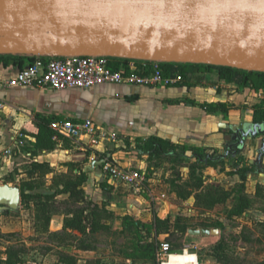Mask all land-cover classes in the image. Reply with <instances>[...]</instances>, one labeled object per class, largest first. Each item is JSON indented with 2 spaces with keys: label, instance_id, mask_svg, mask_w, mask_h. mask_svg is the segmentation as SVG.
Segmentation results:
<instances>
[{
  "label": "crops",
  "instance_id": "obj_1",
  "mask_svg": "<svg viewBox=\"0 0 264 264\" xmlns=\"http://www.w3.org/2000/svg\"><path fill=\"white\" fill-rule=\"evenodd\" d=\"M35 57L36 60L56 58L53 55H36ZM27 65L25 64V67ZM18 71V68L13 66L6 68L0 66V102L4 105L0 109V166L2 172L7 171L9 166L20 162L24 158L29 162L26 172L28 175L27 180L43 178L46 185L49 186L53 177L75 176L83 172L87 176V181L82 185L86 199L81 204L72 205L70 203L74 209L64 211L54 209L49 221L31 211H25L32 214L30 219L18 222L16 228L17 231L23 233L25 232V226L28 225L31 236L57 234L58 237L56 238L63 244L66 239L70 240L71 238L73 240V238L84 237L76 230L66 231L63 229L66 218L71 217L77 209H86L87 207H84L85 203L89 204L95 198L108 199L109 193L105 191L107 184L112 187L126 186L122 183L112 182L102 173L100 165L104 160L122 168L142 170L145 161L151 157L141 151L139 147L143 145V140L150 136L173 143L177 147L176 152H178V147L186 148L192 155L193 151L198 152L206 148L220 147L224 143L223 136L226 133L225 130H220L219 124L242 123L238 121L236 115L241 116L242 110L236 111L231 108L227 114L223 115L220 112H206L199 104L223 103L230 107L236 101L241 100L244 101V105L247 104L242 95L237 93L238 89L231 84L219 82L214 71L194 72L190 77L191 79L186 78L178 85L171 87L145 88L140 86L128 87L126 85H101L88 90L68 89L63 91L37 87H5L4 83L14 78ZM229 88H232V90ZM249 91V89H245L244 93L246 95L247 93L252 94ZM37 117L73 121L90 119L96 126L114 133L117 139L115 141L104 139L96 145L88 146L86 142L74 144L66 139L53 140L52 138L55 142L53 151H41L36 156H31L26 148L31 147L34 142V135L37 133ZM223 117H227L228 120H224ZM243 117L244 122L251 123L252 110H248ZM20 134L25 137L24 145L21 147L16 146L14 142V139ZM5 151H10V154H6ZM172 155L175 157V154L172 153ZM182 156L188 157L187 154ZM205 156L210 157L209 155ZM193 157L196 158L194 155ZM220 158L222 157L220 156ZM32 163L48 165L49 172L42 174L40 170H32L30 166ZM18 172L21 173V170H18ZM140 190H134L136 197L140 195ZM59 197H64L67 200V196ZM180 201L187 204L185 200ZM189 204L191 207L190 212L208 210L196 207L193 196ZM91 207H94V205ZM106 210H108L107 207ZM110 210L107 212L111 213L113 217L102 222L109 226V232L124 233L123 217L121 218L117 213H114L113 209ZM246 216L245 213L240 218L232 219L247 223ZM158 217L160 219L169 217L171 227H174L177 223L176 218L168 215ZM133 221L138 222V219ZM113 223L116 225L114 228L111 227ZM180 223L186 226L188 224L186 222ZM7 228L6 226L1 227L2 230ZM204 229L209 230L204 227L187 226V231ZM211 230L217 229L211 228ZM187 231L184 235V242L187 244L180 253L181 255L189 254L194 257L187 264H224L223 260L219 259L223 254H220L218 259L214 261L212 256L205 255L207 252L212 254L210 250L200 251L203 247L214 246L221 239L222 233L220 230H217L219 237H216L218 235L191 237L187 234ZM109 232L101 231L98 233L109 234ZM153 232L156 239H166V234H160L157 237L154 228ZM66 246L72 247L73 245L67 243ZM74 249L77 250V253L68 257H73L76 264L77 262L86 264L88 261L97 262L96 264H166L170 261L172 254H177L171 251L169 258L159 261L155 252L154 260L149 261L135 258L138 255L137 253L125 254L124 257L117 255L100 258L97 255L98 251L93 250V248L85 251L78 244L76 247L74 246ZM79 255L83 256L82 261H77ZM227 256L237 260L239 264H253L250 261L252 257L246 256L245 253L239 255V257ZM259 262H264V258L260 259ZM58 264L62 263L58 260Z\"/></svg>",
  "mask_w": 264,
  "mask_h": 264
},
{
  "label": "water",
  "instance_id": "obj_2",
  "mask_svg": "<svg viewBox=\"0 0 264 264\" xmlns=\"http://www.w3.org/2000/svg\"><path fill=\"white\" fill-rule=\"evenodd\" d=\"M106 56L264 73V0H0V55ZM244 124H248L243 130ZM221 156L264 136V123L226 124ZM264 158V139L255 164ZM100 164V163H99ZM0 186V212L20 207ZM191 237L217 230H188Z\"/></svg>",
  "mask_w": 264,
  "mask_h": 264
},
{
  "label": "rangeland",
  "instance_id": "obj_3",
  "mask_svg": "<svg viewBox=\"0 0 264 264\" xmlns=\"http://www.w3.org/2000/svg\"><path fill=\"white\" fill-rule=\"evenodd\" d=\"M195 72L197 71L195 70ZM127 86L134 87V85ZM232 86L230 85V87ZM229 89L232 90V88ZM244 90L238 89L237 93L242 95L247 104L244 105V101L241 100L230 106L232 110H242L241 116L236 114L239 122H244L243 116L248 110L253 111L256 105L264 101V89L258 91L249 89V93L252 92V94L247 93V95ZM223 119L228 120L227 117H223ZM250 122L252 123V120ZM224 132L227 133V131ZM263 139V136L248 139L236 155L228 154L227 157L215 160L214 163L205 162V155H209L214 159L222 156L225 152L224 143L217 148L199 150L197 153L203 158L204 161L202 162L197 161L186 148L178 147V152H176L178 156L174 157L169 152L159 157H151L145 161V166L140 170L144 177V183L138 197L130 187L123 185L112 187L107 184L105 191L109 193L108 199L98 197L91 200L89 204L85 203L84 207L88 209H92L91 206L94 205L98 210L106 212L113 209L114 213H117L121 218H128V221L138 219L143 228L137 233L129 231V226L128 228L125 226V232L121 234L112 231L109 234L98 233L73 238V240L71 238L70 240L66 239L64 244L58 238L50 236V234L31 236L28 225L25 226V232L17 231L18 222L28 221L32 215L22 210L20 203L19 209L15 211L5 210L0 212L1 251H4L8 246L22 249L24 251V264H58L60 256L75 255L77 250L74 249V246L76 247L80 243L98 251L97 255L100 258L117 255L124 257L125 254L137 253L139 247L147 243L155 245V252L162 243H168L170 247L174 248L173 252L180 254L187 244L184 242V235H180L172 241L154 237L151 224L152 218L155 215L161 217L168 215L176 218V221L188 223V227L220 230L222 233L221 239L214 246L203 247L200 250L202 252L210 250L212 254L207 252L205 255L212 256L214 261L218 259L220 254L239 257V255L245 253L246 256L252 257L250 261L253 264L259 262L260 259L264 258V234L257 225L259 222L264 221V158L261 164L255 163L257 150ZM183 154H187L188 157L182 156ZM28 167L29 162L24 158L20 162L9 166L5 172H2L0 166V186L9 185L19 189L22 181L28 179L26 173ZM239 169L249 170L244 189L245 193L252 199L253 204L246 211L247 223L227 217V213L233 209L236 203L237 192L241 185L237 172ZM18 170H21V173ZM192 178L201 182L202 187L200 190L213 191L219 188L230 193V199L225 205L218 206L211 211L190 212L189 203L192 201V196L185 200L187 204H183L180 201L181 195L179 192L181 194L192 192L193 194L194 188H191ZM257 192H259L258 195ZM52 206L57 211L74 209L64 197H58ZM106 207L108 210H106ZM4 226L8 228L2 230L1 227ZM111 227L114 228L116 225L113 223ZM216 237H219V235ZM67 243H71L73 246L65 247ZM2 257L4 256L2 255ZM77 258V261H82L83 256L79 255ZM77 264L81 263L77 262Z\"/></svg>",
  "mask_w": 264,
  "mask_h": 264
},
{
  "label": "trees",
  "instance_id": "obj_4",
  "mask_svg": "<svg viewBox=\"0 0 264 264\" xmlns=\"http://www.w3.org/2000/svg\"><path fill=\"white\" fill-rule=\"evenodd\" d=\"M36 60L34 55L25 54H6L0 55V66L6 68L13 66L22 70L25 68V64H32ZM113 68L117 69L120 64H126L129 60L127 59H113ZM27 65V66H28ZM166 73L179 74L183 80L191 77V75L196 71H214L217 74V79L219 82L224 84L235 85L238 89H251V90H261L264 89V73L250 72L238 70L230 67L223 66H210V65H196V64H176L168 63L164 65ZM206 112H220L225 115L231 109L223 103H212V104H199ZM37 133L34 135V142L31 147H27L26 150L30 152L31 156H36L38 152L46 151L51 152L55 148V142L52 140L53 131L50 129V124L56 119L50 117H37ZM252 123H264V101L259 105H256L252 111ZM140 141V139H138ZM143 145L139 148L141 151L147 153L150 157H159L165 155L169 152L175 154L176 146L169 142L162 140L155 136L147 137L143 140ZM193 155L197 158V161H204L200 154L193 151ZM215 159L216 161L219 160ZM212 157L205 156V162L214 163ZM32 170H40L42 174L48 173L49 168L46 164L32 163ZM238 177L241 181V185L237 192L236 203L231 211L227 213V217L240 218L245 215L246 211L252 206V199L245 193L244 183L246 176L249 173L248 169H239ZM87 181V176L85 173L81 172L79 175L75 176H58L53 177L51 184L46 185L43 178L38 180H26L22 181L20 184V197L22 210L31 211L38 216H42L45 220L49 221L51 215L54 213L53 203L59 196H67V200L72 205L81 204L85 201V195L82 189V185ZM188 184V183H187ZM201 182L198 179L192 178L191 188H194V192L182 193L181 200H187L189 197L193 196L194 203L196 207L211 210L216 206L225 205L230 199V193L227 191L216 188L213 191H202ZM45 190V191H42ZM259 192L256 194L258 195ZM113 215L106 211L98 210L97 207H92V209H77L71 217H68L64 221V230H76L81 236H86L88 234H96L98 232H109V226L104 224L102 221L111 219ZM180 220V219H178ZM174 227L170 226L169 217L165 219H160L157 215L154 216L152 227L155 229L156 236L160 234H166L165 240H176L180 235H185L187 231V226L181 224L179 221ZM258 227L262 230L264 234V221L259 222ZM123 226H129V231L139 232L142 229V225L136 221H128V218H123ZM126 228V227H125ZM124 228V231H125ZM50 236L58 237L57 234H50ZM82 250H90L88 245L82 243L79 244ZM155 245L152 243H147L139 247L137 256L142 260H154ZM174 248L171 247V251ZM2 255L4 257H2ZM24 251L18 249L14 246H8L4 251L0 248V264H24L23 259ZM220 260H223L224 264H239L237 260L231 259L227 255H222ZM60 263L76 264V260L73 257L61 256L59 259ZM97 263V262H96ZM94 261H88L86 264H96ZM255 264H264V262H259Z\"/></svg>",
  "mask_w": 264,
  "mask_h": 264
},
{
  "label": "built area",
  "instance_id": "obj_5",
  "mask_svg": "<svg viewBox=\"0 0 264 264\" xmlns=\"http://www.w3.org/2000/svg\"><path fill=\"white\" fill-rule=\"evenodd\" d=\"M114 58L106 56H60L48 60H36L7 80L5 87H37L53 91L68 89L88 90L101 85H134L145 88L171 87L182 82L179 74L166 73L168 63L145 60H129L125 65L113 68ZM0 102V109L3 108ZM53 140L59 138L74 144L86 142L96 145L101 140L115 141L117 136L96 126L90 119L82 121L56 120L50 124ZM25 137L20 134L14 139L16 146L24 145ZM10 154V151H5ZM93 161V160H92ZM102 173L114 183H122L133 190H140L144 177L138 170L122 168L103 161ZM184 252V251H183ZM171 247L162 243L156 251L159 261L170 257ZM163 264V263H162Z\"/></svg>",
  "mask_w": 264,
  "mask_h": 264
},
{
  "label": "bare ground",
  "instance_id": "obj_6",
  "mask_svg": "<svg viewBox=\"0 0 264 264\" xmlns=\"http://www.w3.org/2000/svg\"><path fill=\"white\" fill-rule=\"evenodd\" d=\"M191 259H194V257H191L189 254H172L170 261L166 264H187Z\"/></svg>",
  "mask_w": 264,
  "mask_h": 264
},
{
  "label": "flooded vegetation",
  "instance_id": "obj_7",
  "mask_svg": "<svg viewBox=\"0 0 264 264\" xmlns=\"http://www.w3.org/2000/svg\"><path fill=\"white\" fill-rule=\"evenodd\" d=\"M247 125L248 124H244V126H243V130H245V128L247 127ZM226 134H229V135H233L230 131H228ZM264 137V136H263ZM237 143V141H231V142H224V147H225V145H233V144H236ZM242 147H239V146H237V145H235L234 146V149L238 152V150H240ZM225 149V152L227 151V148L225 147L224 148ZM224 152V153H225ZM229 155L231 154V152L229 151V153H228Z\"/></svg>",
  "mask_w": 264,
  "mask_h": 264
}]
</instances>
